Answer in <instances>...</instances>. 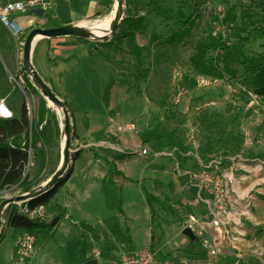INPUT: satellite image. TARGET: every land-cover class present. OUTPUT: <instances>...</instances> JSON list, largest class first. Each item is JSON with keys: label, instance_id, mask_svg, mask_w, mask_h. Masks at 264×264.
<instances>
[{"label": "rangeland", "instance_id": "1", "mask_svg": "<svg viewBox=\"0 0 264 264\" xmlns=\"http://www.w3.org/2000/svg\"><path fill=\"white\" fill-rule=\"evenodd\" d=\"M128 16L144 18L143 29L136 33L137 44L145 48L141 62L132 54L125 37L119 43L112 38L86 41L91 49L102 48L109 53L113 74L110 87L107 86L109 90L104 92V102L108 106L111 97L115 100L113 115L127 116L124 124L136 121L135 144L129 142L122 147L119 141L110 138L116 149L107 145L82 149L96 155L105 153L112 158L124 152L139 150V153L144 148L170 154L169 166L174 172L185 171L187 166L188 169L200 170L198 175L192 176L195 188L204 163L222 160L224 173L235 182L237 202L226 220L225 236L218 237L207 215L209 240L201 237L191 242L186 237V246L187 240L191 245L176 251L167 247L158 257L173 264H264V101L254 94L251 86L255 66L264 54V37L261 36L264 0H211L206 3L195 0H127L123 20ZM112 17L76 26L85 29H93L100 24L110 26ZM220 24L224 29L216 32ZM50 28H54L50 23L37 26L26 31L25 37L36 29ZM190 28V36L179 37L178 32ZM102 33L98 31L97 36H102ZM77 39L84 42V39ZM201 42L212 46L210 58L220 56L218 65L224 79L212 80L194 75L191 58ZM252 60L256 61L255 65ZM29 80L36 86L31 78ZM194 80L197 86L192 88L190 84ZM79 82L85 84L81 78ZM26 93L12 92L8 105L17 112L26 103L29 117L33 119L31 95ZM51 105L58 113V107ZM103 108L99 101L91 104L93 120L97 116L102 119ZM65 115L71 124L67 104L64 103L63 122ZM79 146L71 147L70 167ZM54 149L50 147V151ZM165 158L161 159L165 161ZM145 159L151 163L154 161ZM7 194L8 198L24 195L17 191ZM115 199L118 205V195ZM171 212L165 217L166 233L173 230L175 213ZM47 215L42 213L41 218ZM7 216L5 209L0 237L9 227ZM193 230L200 238L196 229ZM8 232L10 235L1 245L3 249L11 243L12 232ZM32 233L37 240L35 252L46 254L39 264H84L89 246L84 234L80 233L75 238L58 232L54 238V231L50 234ZM122 238L126 240V234L118 230L115 236L118 246L123 242ZM170 241L168 233L165 239L161 238L160 246ZM112 248L113 245L107 244L106 251L101 254L103 260H116L117 255ZM216 249L221 252L212 255ZM89 257L91 259L90 253Z\"/></svg>", "mask_w": 264, "mask_h": 264}, {"label": "crops", "instance_id": "2", "mask_svg": "<svg viewBox=\"0 0 264 264\" xmlns=\"http://www.w3.org/2000/svg\"><path fill=\"white\" fill-rule=\"evenodd\" d=\"M7 1L30 0H0V3ZM44 1L50 3V6L45 9H30L17 16L24 31L21 40H17L0 23V97L6 99L8 105L12 92L19 90L25 95L29 92L36 125L40 130L47 126L28 169L30 180L38 183L34 190L46 184L61 167L65 134L63 118L29 80L23 68L26 31L48 23L56 28L76 26L90 21H104L113 16L116 6V0ZM39 11H42L43 15L38 14ZM100 52L109 56L102 48L91 49L89 44L75 37H62L39 39L31 53L32 67L67 104L73 128L72 145H80L76 153L77 160H74L71 166L72 175L59 188L52 205L43 211L48 215L42 219L48 222L59 214L63 215L52 237L55 238L58 232L75 238L80 233L84 234L89 243L84 264L91 260L89 253L91 257L96 252L102 254L106 251L107 244L113 245L112 249L117 258L120 253L130 249H154L159 256L167 247H172V251L180 247L185 248L191 245V242L187 240L186 246L187 238L182 232L191 225L192 229L199 233L198 240L201 237L209 240L207 237L209 226L206 222L208 207L200 202L192 182V176L198 175L200 170L188 169L187 166L185 171L176 168L177 172H174L169 166L170 154L152 152L148 148L149 158L154 159V163L142 158L137 153L139 150L134 152L136 156H133L134 153L124 152L126 158L122 159L120 157L123 155L112 158L105 153L96 155L82 149L96 141L113 145L110 138L119 141L122 147H126L129 142L135 144L136 141V133L122 136H117L113 132L108 133L111 131L109 123L124 124L127 116L113 115L115 100L112 97L108 106L105 105L104 92L109 90L107 86L110 87L113 64L111 60L100 55ZM79 78L85 82L84 85L79 82ZM9 89L12 91L9 92ZM96 101L101 102L104 108L101 113L102 119L97 116L96 120H93L90 108ZM10 108L12 110V106ZM12 111L19 117L20 111ZM101 132L103 134H100ZM136 146L138 148L139 145ZM50 147L55 149L50 151ZM163 156L168 158L164 161L161 159ZM111 163H114L117 170L123 174L113 176L116 197L117 195L119 197L118 205L110 183ZM8 196L6 192L3 198L6 199ZM105 196L107 198H104ZM171 211L175 213L173 230L171 233L168 231L171 241L160 246L161 238L165 239L168 236L165 217L169 216ZM9 230L12 232L11 243L3 249L1 245L3 246L4 239L10 235ZM118 230L126 234V240L122 238L120 246L115 239ZM18 232L8 227L3 235V240L0 241V264H15L14 246ZM6 244L4 242V245ZM45 256L46 254L37 251L30 258L29 264H39Z\"/></svg>", "mask_w": 264, "mask_h": 264}, {"label": "trees", "instance_id": "3", "mask_svg": "<svg viewBox=\"0 0 264 264\" xmlns=\"http://www.w3.org/2000/svg\"><path fill=\"white\" fill-rule=\"evenodd\" d=\"M195 1H202V3H206L211 0ZM128 4L129 2H127V5ZM143 22L144 18L139 17L134 19L131 16H128L118 26V32H116L115 36L112 38V40H116L118 43L121 38H127L128 47L138 62L142 61V55L145 48L140 47L137 44L136 32L143 29ZM178 33L180 38H186L190 36L191 28L184 30L182 33ZM261 36L264 37V30H261ZM83 41L89 44L86 40ZM108 43L110 44L111 42ZM211 47L212 46L206 42L198 44L196 47V54L191 58L192 71L196 77L222 80L224 79V75L218 65L220 56L217 55L214 59L210 58L209 53L211 51ZM90 48L92 47L90 46ZM100 55L110 61L108 55L101 52ZM251 63L255 65L256 61L252 60ZM190 85L192 88H195L197 86V82L194 80ZM251 86L254 94L264 101V54L259 64L255 66ZM46 129L47 126L40 130L34 119H30L26 103L22 105L19 117H15L12 120L0 121V205L5 201L3 198L4 193L17 191L20 194H27L32 192L34 187L38 185L37 182L30 180L28 169L31 163V155L33 153V157H35L39 141L42 137H44V131ZM100 134H103V132ZM77 157L78 155L76 154L73 160H77ZM120 158L124 159L126 156L123 155ZM110 165L112 167L110 183L114 189V198H116V187L113 182V176H123V174L117 170L114 163H111ZM72 173L73 169L70 168L66 176L47 193L35 196L30 201L21 204V206L17 204L10 205L7 208L8 226L14 231H39L48 234L55 231L62 221V214L55 216L48 222L39 217L31 218L28 215L22 214L20 208L27 207L31 212L40 207L45 209L49 208L52 205V201L58 193L59 188L65 184ZM2 240L3 236L0 237V241Z\"/></svg>", "mask_w": 264, "mask_h": 264}, {"label": "built area", "instance_id": "4", "mask_svg": "<svg viewBox=\"0 0 264 264\" xmlns=\"http://www.w3.org/2000/svg\"><path fill=\"white\" fill-rule=\"evenodd\" d=\"M50 3L44 0H30L24 1H7L0 3V23L17 39L21 40L24 35L17 16L25 13L30 9L47 8ZM223 26H217L216 32L223 31ZM25 44H23L24 46ZM0 121L12 120L16 116L11 108L7 105L6 99L0 97ZM111 131L108 133H115L117 136L125 134H134L137 132V124L135 122H128L120 124L112 122L110 125ZM108 145L110 149H116L113 144H105L102 141H96L89 144L87 147L99 148ZM142 158H149L150 151L147 148L139 152ZM196 188L200 200L208 207V217L214 232L218 237L225 236V223L232 214L236 206L235 197V182L233 178L224 173L222 160L214 159L206 161L203 165L202 171L197 176ZM21 206V204H18ZM45 208L40 207L35 211H30L27 207H21L22 214L28 215L31 218H41ZM193 225L190 227L192 228ZM37 240L34 233L21 230L15 238L14 246V262L15 264H29L30 258L35 253V246ZM220 249L212 251V255L220 253ZM91 260H96L97 264H173L168 259H159L158 253L154 249H130L119 255L117 260L111 262H104L101 253H93Z\"/></svg>", "mask_w": 264, "mask_h": 264}, {"label": "water", "instance_id": "5", "mask_svg": "<svg viewBox=\"0 0 264 264\" xmlns=\"http://www.w3.org/2000/svg\"><path fill=\"white\" fill-rule=\"evenodd\" d=\"M127 0H116L115 12L111 19L109 32L107 34L102 33V36H93L92 32L85 28L79 26H62L50 29H36L32 31L26 38L24 49H23V68L29 78H31L36 84L37 89L47 98L51 103L55 104L58 108L64 110L63 101L53 92V90L41 79L36 70L31 65V53L34 48L35 43L39 40L38 38L46 39H56L62 37H75L84 40H107L113 38L117 32L118 26L121 24V21L124 18L125 4ZM38 14L43 15L42 11H39ZM40 38V39H41ZM64 122V134H65V143L63 149V163L58 171L52 176V178L43 186L38 189L33 190L30 193L20 195L13 198H6L5 201L0 205V226L2 223V213L10 205L13 204H23L35 196L42 195L53 189L59 181L64 178L65 173L67 174L68 170L71 168L70 164L72 163V138H73V128L70 124L69 118L65 115ZM183 235L187 237L191 242L197 241V235L194 230L187 226L183 230ZM86 264H97L96 260H89Z\"/></svg>", "mask_w": 264, "mask_h": 264}, {"label": "bare ground", "instance_id": "6", "mask_svg": "<svg viewBox=\"0 0 264 264\" xmlns=\"http://www.w3.org/2000/svg\"><path fill=\"white\" fill-rule=\"evenodd\" d=\"M87 30H89L90 32H92L93 36L97 37L98 31H102L103 33L107 34L109 32V26L107 24H100V25H96L95 28L93 29H89L88 27L86 28ZM41 37H39L38 39H40ZM58 113L60 114V116L63 118V111L61 108H58ZM65 143V142H64ZM18 205V204H17Z\"/></svg>", "mask_w": 264, "mask_h": 264}, {"label": "snow or ice", "instance_id": "7", "mask_svg": "<svg viewBox=\"0 0 264 264\" xmlns=\"http://www.w3.org/2000/svg\"><path fill=\"white\" fill-rule=\"evenodd\" d=\"M0 110H2V109H0Z\"/></svg>", "mask_w": 264, "mask_h": 264}]
</instances>
